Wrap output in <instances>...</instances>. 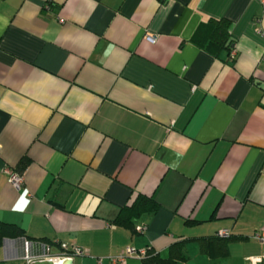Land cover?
Instances as JSON below:
<instances>
[{"label": "crops", "instance_id": "0c3cea01", "mask_svg": "<svg viewBox=\"0 0 264 264\" xmlns=\"http://www.w3.org/2000/svg\"><path fill=\"white\" fill-rule=\"evenodd\" d=\"M221 18L233 43L216 56L194 38ZM262 55L264 0H0V225L21 231L0 264L166 258L178 242L180 264L264 256ZM24 159L18 190L3 169ZM139 195L155 208L118 224Z\"/></svg>", "mask_w": 264, "mask_h": 264}, {"label": "trees", "instance_id": "16d2710c", "mask_svg": "<svg viewBox=\"0 0 264 264\" xmlns=\"http://www.w3.org/2000/svg\"><path fill=\"white\" fill-rule=\"evenodd\" d=\"M229 27L230 23L226 18H221L218 20L211 19L208 23L203 24L197 30L194 41L200 47H203L205 50L217 56L222 50H230L232 48L231 46L233 40L229 34ZM27 164L28 161L24 159L15 169L19 172H24ZM153 206H155V203L152 199L139 195L131 206H124L121 209L115 221L118 224L131 226V219L133 217L137 216L141 212L154 209L155 207L153 208ZM12 230L13 232H10ZM6 232H10L9 234H13V236H17L21 233L20 229L15 225H13V228L9 224L0 225V239ZM216 238H220L222 241H216L214 243L213 249L215 252H221L219 256L223 257L227 254V239L220 236H216ZM181 247L182 245L179 242L173 244L170 255L166 258L161 257L158 253L147 250L146 256L142 258L143 264H180L181 261L185 260L180 251ZM176 249L178 251L177 254L174 252Z\"/></svg>", "mask_w": 264, "mask_h": 264}, {"label": "built area", "instance_id": "2783aa9c", "mask_svg": "<svg viewBox=\"0 0 264 264\" xmlns=\"http://www.w3.org/2000/svg\"><path fill=\"white\" fill-rule=\"evenodd\" d=\"M147 38L151 41H154V37H152V36H148ZM231 54L234 55L235 50H231ZM262 61H264V55H262ZM3 171L8 175V182L11 185H13L16 189L20 190L24 184V172H19L15 168L12 169L9 166H5ZM137 229H138V231H143V227H141V226L137 227ZM220 234L223 236H227L226 232H221ZM253 237L255 239H257L258 241H260L262 244H264V227L255 231L253 234ZM60 246L65 252H67L70 255H73V254L83 255L86 253L83 250V248H81L79 246H69L65 242H60ZM24 247L26 250L25 255H24V259L29 262L31 258L28 256V253H27L28 241H25ZM146 254H147V252L144 249H136L134 247L127 246L119 254H117L115 256H111L109 259L113 264H116V263L125 262L126 258H128V257L143 258L146 256ZM98 261H101V260L98 259ZM261 261H264V256L254 257V258L252 257L249 259L248 264H257Z\"/></svg>", "mask_w": 264, "mask_h": 264}, {"label": "water", "instance_id": "95a60500", "mask_svg": "<svg viewBox=\"0 0 264 264\" xmlns=\"http://www.w3.org/2000/svg\"><path fill=\"white\" fill-rule=\"evenodd\" d=\"M63 264H71V260H65V262Z\"/></svg>", "mask_w": 264, "mask_h": 264}]
</instances>
